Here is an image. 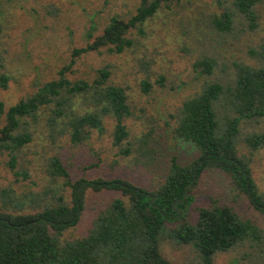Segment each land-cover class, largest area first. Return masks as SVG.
Instances as JSON below:
<instances>
[{
	"label": "trees",
	"instance_id": "obj_1",
	"mask_svg": "<svg viewBox=\"0 0 264 264\" xmlns=\"http://www.w3.org/2000/svg\"><path fill=\"white\" fill-rule=\"evenodd\" d=\"M171 0H138L134 13L123 20L114 15L84 46L73 48L69 64L79 55L100 48L120 53L132 44L130 29L141 33V25ZM263 0H232V5L255 26L254 7ZM232 13L211 16V25L224 32L231 27ZM90 36V34L88 35ZM254 65L232 62L229 80H209L214 60L202 56L192 63L205 82L185 98L173 117L172 135L191 144L197 157L180 164L170 157L162 180L143 188L124 178H78L70 181L57 156L47 159L51 185L38 192L29 190L16 199L11 189L0 190V264H171L159 251L163 237L187 244L203 264H211L217 252H226L243 241L257 245L264 264V231L241 218L231 206L212 200L197 207L193 222L187 218L192 202L191 188L205 170L226 174L264 220V192L259 191L239 144L251 149L264 144V133L241 136L239 122L264 116V41L256 51ZM67 68V67H65ZM60 69L58 76L40 84L33 93L7 108L0 102V155L15 176L27 177L16 169V158L31 140V124L38 115L48 125L60 126L69 141L86 140L90 131L104 130L111 118V140L118 152L129 153L124 123L130 114L123 87L109 81L106 66L93 79L69 80ZM161 76L157 81H160ZM6 76L0 75L5 87ZM147 82L142 83L144 90ZM56 177L63 178L57 184ZM55 181V182H54ZM113 191L98 210L86 233L64 239L62 234L78 221L85 207L86 191ZM172 225V226H171ZM253 243V244H254Z\"/></svg>",
	"mask_w": 264,
	"mask_h": 264
},
{
	"label": "rangeland",
	"instance_id": "obj_2",
	"mask_svg": "<svg viewBox=\"0 0 264 264\" xmlns=\"http://www.w3.org/2000/svg\"><path fill=\"white\" fill-rule=\"evenodd\" d=\"M137 3L138 0H0V75L6 76L5 87L0 86V102L4 109L33 93L43 82L56 78L62 68L69 80L89 81L106 66L109 81L124 88L130 111L124 121L129 141L127 155L120 154L119 147L112 143L111 118H104L102 133L92 129L86 140L73 144L62 127L48 125L39 114L31 124L30 142L16 158V169L26 171L27 177L13 175L3 153L0 190L11 189V196L18 199L29 190L38 192L50 186L52 179L46 171L50 156L59 158L70 181L121 177L147 189L162 180L170 157L180 164L197 157L194 147L174 137L171 130L172 116L181 102L205 82L192 63L202 56L213 59L215 66L208 79L221 82L229 80L233 61L254 65L255 55L251 52L264 41V0L254 7L252 28L232 0H171L141 25V33L129 30L130 47L120 53L103 47L98 52L83 53L69 64L73 48L84 46L99 34L111 16L127 20ZM225 10L232 13L233 19L231 27L221 32L210 20ZM144 81L148 84L146 90L142 87ZM239 123L242 137L264 133V116ZM239 148L258 190L264 192V144L251 149L243 141ZM55 181L61 184L64 179L56 177ZM190 194L193 199L187 208L189 221L195 220L197 207L215 200L231 206L241 218L251 220L264 231L262 215L241 192L237 193L226 174L203 171ZM114 195L113 191L87 190L78 221L62 237L85 234L98 210ZM253 243L243 241L229 251L217 252L211 264H261V253ZM159 251L171 264H203L189 245L167 237L160 240Z\"/></svg>",
	"mask_w": 264,
	"mask_h": 264
}]
</instances>
